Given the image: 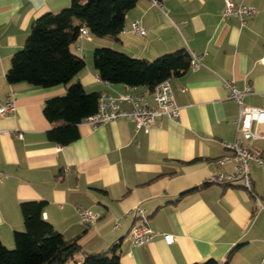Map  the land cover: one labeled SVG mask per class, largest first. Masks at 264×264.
Listing matches in <instances>:
<instances>
[{
	"label": "crops",
	"instance_id": "0c3cea01",
	"mask_svg": "<svg viewBox=\"0 0 264 264\" xmlns=\"http://www.w3.org/2000/svg\"><path fill=\"white\" fill-rule=\"evenodd\" d=\"M157 1L138 0L116 38L89 34L72 43L71 52L85 57V67L70 83L79 81L89 93H141L152 102L145 87L103 81L92 63L94 48L148 60L185 48L201 54L202 64L170 78L179 120L159 116L148 131L125 117L97 128L82 121L79 138L58 145L47 139L56 123L47 121L42 107L46 99L63 95L68 84L8 83L5 74L32 21L60 11L70 0H0V106L10 92L16 105L13 114L0 116V241L7 248L14 247L13 232L24 229L20 203L41 200L42 217L64 238H77V261L85 253H115L121 264L208 259L258 264L264 258V168L251 166V191L238 182L210 180L233 171V163L219 160L229 154L225 143L242 139L235 125L239 108L223 82L230 80L241 91L249 87L242 103L264 109V0H232L255 10L243 26L234 17L221 19L225 0ZM135 21L145 29L143 36L131 31ZM120 105L131 110L129 103ZM245 143L264 155V139ZM135 206L155 232L142 245L129 238L138 217L124 215ZM82 210L99 219L84 224ZM165 233L173 235L171 244L165 243ZM113 244H118L115 251Z\"/></svg>",
	"mask_w": 264,
	"mask_h": 264
},
{
	"label": "trees",
	"instance_id": "16d2710c",
	"mask_svg": "<svg viewBox=\"0 0 264 264\" xmlns=\"http://www.w3.org/2000/svg\"><path fill=\"white\" fill-rule=\"evenodd\" d=\"M138 0H70L69 6L56 13L47 12L30 25L24 45L13 53L5 74L8 83L26 82L37 87L68 84L63 95L45 100L42 113L50 123L49 141L67 145L79 138L78 125L96 111L99 93L86 92L79 81L70 83L85 67L83 57L70 45L85 27L95 37L116 38L124 28L126 12ZM190 53L185 48L164 53L152 60L129 56L110 47H96L92 63L99 77L109 83L142 86L153 92L163 80L189 69ZM44 202L20 203L24 229L13 232L14 247L0 241V264H121L113 253H85L81 261L77 238L66 239L42 217ZM118 244H113L112 251ZM214 259L195 264H225Z\"/></svg>",
	"mask_w": 264,
	"mask_h": 264
},
{
	"label": "built area",
	"instance_id": "2783aa9c",
	"mask_svg": "<svg viewBox=\"0 0 264 264\" xmlns=\"http://www.w3.org/2000/svg\"><path fill=\"white\" fill-rule=\"evenodd\" d=\"M154 3L158 4L157 0ZM255 10L246 5L236 6L232 0H225L224 8L221 13V19L236 18L240 24L246 25L247 18L251 17ZM131 31L134 34L143 36L145 29L138 21L132 23ZM89 33L85 27L80 28L78 38L87 37ZM264 49V46H263ZM190 63L189 68L196 69L201 63V54H196L189 51ZM260 62L264 64V54L260 58ZM224 86L229 90V98L233 100L239 108V115L235 121L236 131L240 132L242 139L235 138L233 142L225 143L224 147L229 150V154L220 158L219 162L233 163V171L229 173H218L211 176L210 180L216 183L231 184L238 182L241 187L251 191L250 168L252 165L264 168V155L253 152L245 142H252L259 139H264V109L252 106H246L242 103V97L250 90L247 87L245 90H239L236 85L225 80ZM184 91V89H182ZM129 103L131 110L126 111L121 108V103ZM15 92H10L7 95L5 102L0 106V116H8L15 112ZM159 116H165L168 119L178 121L181 116V110L177 105L171 85L170 78L161 81L152 92V102H150L141 93H122L117 96L109 92L99 93L97 100V109L94 113L87 115L83 121L92 128H97L105 122L117 120L119 117L130 119L136 128H143L148 131L155 119ZM15 135L22 138V133L16 130ZM2 175L0 174V180ZM134 214L138 217V223L134 224L129 231V238L133 245H142L149 242L155 232L148 225L147 217L143 214V210L135 206L131 210L125 212V216ZM81 220L84 224H92L99 219V215L82 210L80 212ZM121 218H117L115 228L118 227ZM163 239L166 244H171L174 240L173 235L165 233ZM258 264H264V258Z\"/></svg>",
	"mask_w": 264,
	"mask_h": 264
},
{
	"label": "rangeland",
	"instance_id": "374dc122",
	"mask_svg": "<svg viewBox=\"0 0 264 264\" xmlns=\"http://www.w3.org/2000/svg\"><path fill=\"white\" fill-rule=\"evenodd\" d=\"M83 57H84V56H83ZM84 59H85V57H84ZM257 144L261 145V144H262V141H258Z\"/></svg>",
	"mask_w": 264,
	"mask_h": 264
}]
</instances>
